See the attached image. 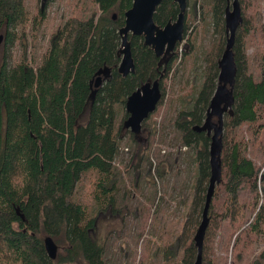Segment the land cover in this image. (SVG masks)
Returning <instances> with one entry per match:
<instances>
[{"label": "trees", "instance_id": "obj_1", "mask_svg": "<svg viewBox=\"0 0 264 264\" xmlns=\"http://www.w3.org/2000/svg\"><path fill=\"white\" fill-rule=\"evenodd\" d=\"M95 1L97 16L88 20L70 16L44 53L34 52L33 58L24 53L13 64L11 49L26 34L30 15L25 0H0L4 40L0 43V264H104V250L93 233L101 201L105 210L119 202L129 167L124 171L117 161L127 138L140 156L141 169L147 162L152 172L156 156L151 154L156 137L152 117L134 135L125 128V105L137 89L159 80L161 106L171 71L176 80L179 53L158 58L144 37L130 35L135 73L123 77L119 31L133 0ZM199 4L202 20L211 17L216 45L204 59L203 83L184 98L173 122L182 146L193 150L199 170L193 205L180 236L181 264H197L199 259L200 227L214 169L211 129L215 126L210 111L219 85H224L222 57L231 33L234 0H188L184 40L190 43V16H197ZM238 6L240 19L231 49L234 74L227 83L230 101L222 116L224 134L216 139L220 176L210 203L201 264L243 263L251 256L253 244L264 238V21H258L262 8L258 0H238ZM179 13L174 0H164L154 21L163 28L175 22ZM40 16L42 24L45 13ZM248 48L254 50L252 62L259 81L250 72ZM106 68L109 75L95 88L97 73ZM117 104L123 111L118 127ZM84 188L89 199L85 202L76 198ZM225 222L231 233L222 248L224 263H218L215 238ZM48 236L60 248L56 260L46 251ZM255 264H264V247Z\"/></svg>", "mask_w": 264, "mask_h": 264}, {"label": "rangeland", "instance_id": "obj_2", "mask_svg": "<svg viewBox=\"0 0 264 264\" xmlns=\"http://www.w3.org/2000/svg\"><path fill=\"white\" fill-rule=\"evenodd\" d=\"M41 2L42 0H25L30 23L26 34L22 35L11 49L13 64L20 61L24 53H27L29 58H33L34 52L37 55L44 53L53 34L70 16L88 20L100 12L95 0H51L44 12L42 24H39ZM258 3L262 6L258 21L263 22L264 1L258 0ZM197 8V16H190L192 25L189 34L193 32V41L190 43L186 38L177 47L179 58L174 66L175 69L177 68L176 80H172L174 74L171 71L165 101L158 106L152 118L150 117L151 125H155L156 132L151 150V154L156 153L152 172L148 171L147 162L142 163L141 169L140 156L135 155L127 138L122 144L121 155L117 161L121 169L129 167L128 173L123 177V186L118 192L119 202L115 207L105 210V205L101 201L93 237L104 250V264H139L141 258L142 264H181L182 262L180 236L193 205L194 184L199 170L193 158V150L182 146L173 122L179 112V106L183 105L184 98L190 95L192 89L199 88L203 83L201 74L204 59L216 45L211 17H207L205 21L202 20L201 5L199 4ZM3 42L4 40L1 44ZM2 50L0 48V62ZM253 51L252 48H248L250 72L259 81L260 75L252 62ZM225 86L228 93V84ZM224 104L222 102L220 106L223 109ZM116 110L118 127L123 120L120 104L116 105ZM212 112L210 120L215 127L211 129V132L215 136L220 126L219 116L218 111ZM223 134L222 127V134L217 136V139L219 140ZM217 150L215 148V152ZM160 157H166V161L162 163ZM249 157L254 158L255 155L250 154ZM169 160L170 163H168ZM257 161L260 162L261 159ZM132 170L135 173H132ZM85 189L77 193V200L83 199L85 202L84 199L87 198L89 201L88 191ZM93 207L99 209V204L93 201ZM95 213L97 214V211ZM230 233L229 224L222 223L215 238L218 263H224L222 248L228 241ZM263 243L264 238L257 240L250 248L249 259L238 264H255L257 256L259 257L263 250ZM59 251L60 248L58 254Z\"/></svg>", "mask_w": 264, "mask_h": 264}, {"label": "water", "instance_id": "obj_3", "mask_svg": "<svg viewBox=\"0 0 264 264\" xmlns=\"http://www.w3.org/2000/svg\"><path fill=\"white\" fill-rule=\"evenodd\" d=\"M51 0H42L40 12L44 13L46 7ZM164 0H133L132 8L125 14V26L119 31L121 36V64L119 72L123 77H127L135 73V63L132 56L131 44L129 36H141L144 37L145 45L150 47L156 57L162 58L167 54L174 53L179 44L184 41L185 26L188 12V0H174L180 9V13L175 22L168 23L165 27H159L154 21V15L157 8L162 4ZM117 15H114L113 19H116ZM240 19V11L238 1L234 0V8L230 22V37L228 39V46L225 54L222 58V72L220 75L221 85L212 101L211 110L215 111L221 108L223 101L219 100L223 92L228 95L230 101V94L226 92V84L230 82L233 77V53L231 51L234 39L236 35L237 26ZM3 40V36H0V43ZM109 70L101 69L97 73L95 88H99L103 83V76H108ZM94 95V93H93ZM162 99L161 83L156 80L153 83H147L137 89L126 101L125 109L128 114V118L125 121V128L131 131L134 135H139L142 132L143 124L147 121L158 109V106ZM227 102V105H228ZM225 103V102H224ZM222 110V109H221ZM227 108L223 109L221 113H217L220 120V126L217 130L218 133L214 136V146L212 147V165L213 175L210 181V187L208 192V198L204 211V220L200 227V243H199V259L197 264H201L203 240L205 237V231L208 223V213L210 209V203L214 195L215 186L220 176V165L216 157L215 148H219L216 142L217 136L222 134V116L223 112ZM212 111L210 114L212 115ZM44 244L48 256L52 260H56L58 257L59 247L51 236L44 239Z\"/></svg>", "mask_w": 264, "mask_h": 264}, {"label": "flooded vegetation", "instance_id": "obj_4", "mask_svg": "<svg viewBox=\"0 0 264 264\" xmlns=\"http://www.w3.org/2000/svg\"><path fill=\"white\" fill-rule=\"evenodd\" d=\"M219 100H221V101H223V103L225 102V108H227V102H228V100H229V97H228V95H226L224 92H223V94L220 96V99ZM224 107V106H223ZM222 108V107H221ZM221 108H218L216 111H218L217 113H221L222 112V110H223V108H222V110H221ZM224 108V109H225Z\"/></svg>", "mask_w": 264, "mask_h": 264}, {"label": "built area", "instance_id": "obj_5", "mask_svg": "<svg viewBox=\"0 0 264 264\" xmlns=\"http://www.w3.org/2000/svg\"><path fill=\"white\" fill-rule=\"evenodd\" d=\"M181 45V44H180Z\"/></svg>", "mask_w": 264, "mask_h": 264}]
</instances>
